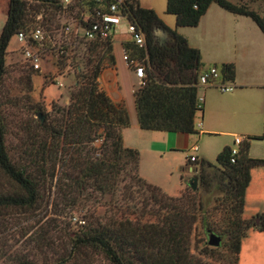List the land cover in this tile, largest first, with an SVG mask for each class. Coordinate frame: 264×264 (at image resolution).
<instances>
[{
    "label": "rangeland",
    "instance_id": "1",
    "mask_svg": "<svg viewBox=\"0 0 264 264\" xmlns=\"http://www.w3.org/2000/svg\"><path fill=\"white\" fill-rule=\"evenodd\" d=\"M228 1L234 3V0ZM137 2L144 8L156 9L159 12L165 10L166 0H137ZM250 3L251 8L246 7L264 18L263 3L258 0H250ZM7 5L8 0H0V30L6 19ZM26 6L27 15L22 27L28 28L41 18L51 28L58 19L49 8L32 6L27 2ZM168 18L173 20L174 17ZM158 33L155 34V38L163 44L166 41L163 38V40L159 39ZM69 38L70 36H67V39ZM60 40L59 45L69 41L63 47L65 53L60 54L56 50L58 43H55L54 47L53 42L48 44L44 50H41L43 57L36 72L28 67L24 60L23 48L14 38L10 39L6 49L4 74L0 80L3 144L10 163L16 169L25 167L27 176L35 185L37 200L29 208L0 209V264H110L94 249L74 248L72 238L91 234L88 232L91 223L109 225L115 220L126 219L129 222L126 226L127 231L136 233L143 224L156 223L162 219V212L156 209L158 206L150 199L151 194L136 181L137 172L132 160L118 166L119 171L114 177L110 193L95 191L89 183L84 184L83 191H78L75 184L78 171L85 165L79 166L80 162L102 158L106 144L102 143L100 154L96 156L94 154L96 148L92 140L99 135L104 136L103 127H100L96 133L94 129L87 128L78 136L77 132L72 133L69 130L68 124L65 125L68 120L65 113L74 104L77 92L84 87L86 73L97 63V59H100V74L102 68L113 61V44L118 42L123 46L131 43L130 37L125 34L116 37L111 41V50L106 52L99 51V48L89 51L83 41L65 40L64 36ZM139 65L143 67L146 77L143 63ZM94 83L97 84V81L95 80ZM136 87L138 89L141 84L137 83ZM62 117L63 122L60 124L62 134L53 135L52 131L59 129L55 123ZM209 138H206L207 142H204V145L211 151L210 159L213 162L214 149L221 147V140L225 138L219 135ZM45 141L48 142L47 145L50 141L59 142L57 152H52L53 148L48 152L53 154L52 162L47 152L45 163L40 159V151L37 150L38 154H36V147ZM254 146H257L254 147L255 150L261 151L259 145ZM147 175L150 180L170 187L171 192L179 181V172L155 173L154 168L149 164ZM192 178H195L196 190L198 182L195 173ZM188 182L189 180L184 182L178 194L168 196L172 198L188 196L190 200L196 201L197 195L191 193L194 190ZM14 192L15 186L0 171V197ZM217 198L209 202L208 212L203 215L208 224L215 228L231 230L235 228L237 222L250 220L248 213L243 211L237 216L231 210V200L224 196ZM79 207L87 210V215L91 217L83 218L85 210H80ZM200 221L201 218L197 217L191 226L179 224V230L187 242L184 246L202 262L264 264V231L258 232L253 229H249L241 240L238 263L233 259L226 238L222 237L219 247L217 249L215 247L211 254L200 255L203 244L207 241ZM125 257L134 261L131 254Z\"/></svg>",
    "mask_w": 264,
    "mask_h": 264
},
{
    "label": "trees",
    "instance_id": "2",
    "mask_svg": "<svg viewBox=\"0 0 264 264\" xmlns=\"http://www.w3.org/2000/svg\"><path fill=\"white\" fill-rule=\"evenodd\" d=\"M261 1L264 5V0ZM212 3L229 13L250 18L264 35V18L244 4H234L228 0H166L165 11L175 16L176 26L195 27ZM123 4L131 23L141 31L145 44L142 49L132 41L123 44L124 50L129 53L128 61H136L138 65L143 63L145 67L146 77L143 84L134 91L138 126L140 129L150 131L195 133L194 117L196 112L201 110L197 99V78L202 67L199 51L189 47L184 37L168 29L153 10L141 8L137 0H123ZM26 8L25 0H8L6 19L0 30V80L4 74V57L10 39L24 28L26 30V27H22L27 15ZM156 29L166 32L170 39L163 44L158 42L154 33ZM111 41L110 39L82 43L89 51L99 48V51L106 52L111 50ZM99 62L100 59H97V63L86 73L84 87L77 92L74 104L65 113L68 119L65 125L68 124L69 130L72 133L77 132L78 136L87 128L94 129L96 133L100 127H103V143L106 144V151L98 160L87 159L84 163L80 162L79 166L85 165L78 171L75 184L78 191H83L84 184L89 183L95 191L110 193L114 177L119 171L118 166L132 160L137 172L136 181L151 194L150 199L158 206L156 209L162 212V219L156 223L143 224L136 233L127 231L126 226L129 222L126 219L115 220L109 225L91 223L88 231L91 234L72 238L74 248L94 249L110 264H205L184 246L187 242L179 230V224L191 226L196 218L200 217L203 234L205 236L214 234L217 237L219 235L220 243L221 237L226 238L233 259L238 263L241 240L246 236V232L249 229L264 231V212L251 216L246 222L236 221L235 228L231 230L215 228L206 222L203 215L208 212L209 202L218 199L219 196L231 200V210L237 216L242 214L245 191L250 181V170L254 167H264V159L250 158L249 143L244 141L238 147L235 163L232 164L230 163L231 148L225 146L217 154L214 163L199 158L191 163L195 166L198 182L196 190L191 192L197 195L196 201L190 200L188 196L179 198L168 196L138 175V152L123 147L121 130L129 126L128 111L124 104L111 102L99 89L98 84L94 83L99 76ZM218 68L222 80L233 81V64H222ZM62 122L63 117L55 123L59 129L53 130V135L62 134L60 128ZM251 139L264 140V120L263 133ZM47 144L48 142L45 141L36 147V154H38L37 150L40 151V159L43 163L46 162V152L48 154L50 148H53L52 152H57L59 142L50 141L49 145ZM73 151L75 152L76 149ZM48 155L52 162L53 154ZM0 171L15 186L13 194L0 197V209L32 207L37 200L35 185L27 176L25 167L16 169L10 163L3 144L1 121ZM79 208L85 210L83 207ZM90 217L85 210L83 218ZM214 248L206 241L200 255L211 254ZM127 254H131L134 261L127 260L125 257Z\"/></svg>",
    "mask_w": 264,
    "mask_h": 264
},
{
    "label": "crops",
    "instance_id": "3",
    "mask_svg": "<svg viewBox=\"0 0 264 264\" xmlns=\"http://www.w3.org/2000/svg\"><path fill=\"white\" fill-rule=\"evenodd\" d=\"M258 1L262 3L261 0ZM233 2L248 7L251 4L250 0ZM151 10L168 29L184 37L189 47L199 51L202 70L227 63L234 66V89L231 92L220 93L213 88L198 89L197 99L201 110L195 114L193 134L140 129L134 107V91L137 89L136 84L141 82L134 74V67L128 66L123 60V56H128L129 53L118 42L113 44L112 63L106 64L97 78L99 89L110 101L114 104H124L128 111L130 123L121 130V139L123 147L138 152V175L165 194L174 196L195 173V166L186 162L192 146L198 147L196 156L199 159L211 162V151L204 145L207 137L212 139L219 135L225 138L221 140V147L214 149L215 159L225 146L233 147L234 136H240L243 142L249 143L250 158L264 159V140L251 139L263 133L264 35L250 18L229 13L214 3L209 5L195 27L176 26L174 15L167 14L165 10ZM169 16H173V20L168 18ZM162 32L165 38L159 35L158 38L168 41L170 37L163 30ZM120 35L124 34L119 33L112 40ZM254 145H259L261 151L255 150L254 147L257 146ZM214 162L215 160L211 163ZM148 164L154 168L155 173L179 172V181L173 192L170 187L148 178ZM262 212L264 167L259 166L250 170V181L244 198V213L251 217Z\"/></svg>",
    "mask_w": 264,
    "mask_h": 264
},
{
    "label": "built area",
    "instance_id": "4",
    "mask_svg": "<svg viewBox=\"0 0 264 264\" xmlns=\"http://www.w3.org/2000/svg\"><path fill=\"white\" fill-rule=\"evenodd\" d=\"M32 6L49 8L57 17V21L50 28L41 18L37 22L19 31L14 39L23 48V56L28 67L32 71H38L42 61L41 50L48 44L61 42L62 36L65 40H78L84 43L102 42L112 40L119 33L128 35L130 40L140 49L144 48V38L140 30L131 23L127 13L124 11L123 0H25ZM54 34V37L53 35ZM67 36H70L67 39ZM63 42V41H62ZM67 41L66 43H68ZM59 45L56 50L60 54L65 53ZM123 60L128 66L134 67V74L143 84L145 78L143 67L135 61H128L127 56ZM198 88H213L220 93H229L234 89L232 82L221 79L219 68L211 66L206 70H200L197 78ZM104 142V136L99 135L92 144L96 148L94 154L99 156L100 147ZM243 140L240 136H234L233 147L230 151V163H235L238 147ZM198 147L192 146L190 154L186 158L188 164L198 160L196 153Z\"/></svg>",
    "mask_w": 264,
    "mask_h": 264
},
{
    "label": "water",
    "instance_id": "5",
    "mask_svg": "<svg viewBox=\"0 0 264 264\" xmlns=\"http://www.w3.org/2000/svg\"><path fill=\"white\" fill-rule=\"evenodd\" d=\"M159 32L157 35H160V36H165L162 32L161 29H157L155 31V33ZM189 186L191 187L192 190H195V178H191L188 182ZM207 244L210 246V247H217L219 246L220 244V238L215 236L214 234H208L207 236Z\"/></svg>",
    "mask_w": 264,
    "mask_h": 264
}]
</instances>
